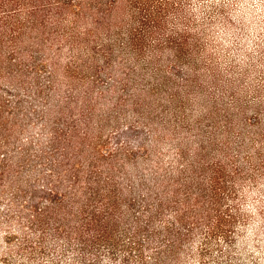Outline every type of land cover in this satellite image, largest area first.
I'll list each match as a JSON object with an SVG mask.
<instances>
[{
    "label": "rangeland",
    "instance_id": "obj_1",
    "mask_svg": "<svg viewBox=\"0 0 264 264\" xmlns=\"http://www.w3.org/2000/svg\"><path fill=\"white\" fill-rule=\"evenodd\" d=\"M147 261L264 264V0H0V264Z\"/></svg>",
    "mask_w": 264,
    "mask_h": 264
},
{
    "label": "trees",
    "instance_id": "obj_2",
    "mask_svg": "<svg viewBox=\"0 0 264 264\" xmlns=\"http://www.w3.org/2000/svg\"><path fill=\"white\" fill-rule=\"evenodd\" d=\"M74 198H77L76 194H75ZM72 202H76V201L70 200L69 203H72ZM68 206H69V204L65 203V201H64L63 204L59 203V206L56 209V214H59L62 217V220H64V223L68 222V220H69L66 216L68 214L67 210L65 212V209H67ZM69 234H71V232H69ZM176 239H178L176 236H172V240H168V241H170L169 244H165V245L170 247L171 242L173 243ZM160 252H161V250H157L156 254H159ZM147 263L151 264L150 261H147Z\"/></svg>",
    "mask_w": 264,
    "mask_h": 264
}]
</instances>
